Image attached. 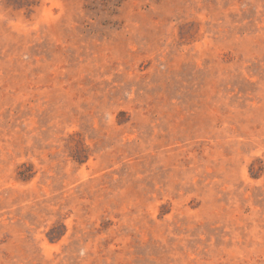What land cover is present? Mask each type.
Instances as JSON below:
<instances>
[{"label":"rangeland","instance_id":"1","mask_svg":"<svg viewBox=\"0 0 264 264\" xmlns=\"http://www.w3.org/2000/svg\"><path fill=\"white\" fill-rule=\"evenodd\" d=\"M0 264H264V0H0Z\"/></svg>","mask_w":264,"mask_h":264}]
</instances>
